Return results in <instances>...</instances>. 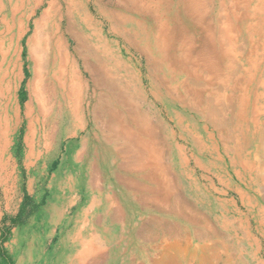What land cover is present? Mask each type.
Here are the masks:
<instances>
[{
	"label": "rangeland",
	"instance_id": "obj_1",
	"mask_svg": "<svg viewBox=\"0 0 264 264\" xmlns=\"http://www.w3.org/2000/svg\"><path fill=\"white\" fill-rule=\"evenodd\" d=\"M23 1L0 0V238L3 231L11 225V219L17 216L26 192L33 195L30 196L31 202L26 206L20 222L12 226L4 242V250L12 264H72V257L78 251L70 250L68 255L58 252L56 256L54 243L50 244L51 230L47 224L50 214L43 213L38 206L47 204L45 201L40 202V199L43 194L47 196L48 191H51L52 198L56 199L55 194H58L59 188L80 189L82 185L86 187L91 173L87 171L85 161L84 166H79L81 163L75 161L76 157L80 158L76 150L81 141L88 143L90 159L97 147L99 153H104L106 147L107 155L105 158L100 155L97 168L101 171V178L103 176L106 179L104 187L107 190L111 187L119 189L114 182L113 173L117 172L116 168L120 163L130 165L133 169L129 173L119 169L122 178L143 179L144 175L158 174L167 167V185L168 190L170 189L167 191L170 209L168 218L173 223L175 235L180 237L176 243L168 245L160 258V250L165 245L160 238H155L152 245L131 235L122 239L118 236L120 228L117 227V237L107 238L104 255H99L91 264H264V145L259 141L260 129L256 125V121L260 124L264 122V50L259 44V37H262L259 27L253 35L247 31L246 23L241 21L245 18L244 6L248 2L205 0L206 10L202 24L199 25V14H188V0H155L158 1L157 4L149 1L150 9L157 11L160 17L165 15L172 27L171 37H168L170 50L167 60L162 63L156 60L159 54L152 49L155 29L153 19L149 15L122 10L124 7L118 5L117 0L98 2L104 11L121 12L120 17L127 21L128 13L133 19L142 22L140 25L132 22L122 24L120 20L115 19L119 30H127L128 35L135 36L143 47L152 49L151 61L141 55L138 48L130 46L121 38L115 30L118 24L115 25L114 20H108L98 13L95 3L97 0H90L88 13L93 19L92 24L79 30L80 34L84 35L81 47L84 61L74 52L75 41L69 35H64L61 30L58 31V21L52 19L46 25L47 19L42 18V11L48 6L49 0H44L36 8L37 12L35 11L30 20L26 19V15L34 8L37 0ZM261 6L264 9V1ZM223 20H226L225 24H230L223 37L224 46L228 50L231 47L230 54L236 65L231 76L236 71H241V65L244 63L249 68L246 77L229 78L226 82L231 90H227L229 96L224 97L218 95L221 91L216 93L217 85L212 86L210 82L208 90L211 93L206 92L204 96L195 94L197 85H205V76L200 78L199 82L191 83L193 90L190 85L182 87L180 84L176 89L178 82L172 80L171 71L177 66L184 68V63L180 59L177 61L179 39H184L188 49L191 47L189 53L191 51L192 60L201 48H211L212 45L208 41L210 38L216 39V49L221 50L219 30ZM37 22L42 24L37 27ZM75 23L78 28L82 25L79 21ZM180 25L185 30L184 36L176 32ZM208 26L215 31L214 35L207 33ZM152 27L154 29H151ZM222 27L224 29V26ZM35 30H38V33ZM256 48L260 53H255ZM41 50H44L47 64L41 68L39 96L36 85L31 81ZM65 53H68L70 60L66 65ZM249 57L256 67H251L250 61L247 60ZM174 62H177V65ZM220 62L219 67L224 72L221 77H224L227 58L226 61ZM191 65H185L187 71L192 70ZM205 74L208 75V72ZM184 78L185 76L180 75L179 82ZM162 81H166L169 89L164 87ZM107 85L117 87L122 96L141 95V100L147 102L143 107L146 111L152 109L161 114L160 120L169 126L165 133L166 144L162 146V160L158 162L151 157L147 160L152 163L143 160L154 153L148 141L144 140L146 150L130 148L131 152L125 158L117 157L115 148L105 141L106 134L102 133L98 121L93 118L91 108L96 104L99 95L104 96L105 102L110 101L108 96L111 95ZM21 88L23 90L18 97ZM169 90L173 91L172 96L168 93ZM243 93L246 96H241ZM155 96H158L157 100ZM174 96L183 100L176 101ZM208 96L210 104L204 101ZM77 99H80L79 106L81 103L82 106L78 116L71 117V108L77 111ZM110 105L113 106L111 101ZM26 108H29L28 111ZM105 113L100 111L101 124ZM176 120L182 122L180 127L177 126ZM153 145L156 154L162 153L161 147L156 146L155 142ZM176 146L182 149L181 157L177 154ZM64 148L68 151L66 157ZM32 150H35V156L38 152L42 153L39 160H36ZM55 160L57 162L53 164ZM145 164L148 165L146 169H139ZM142 181L152 188L153 197L158 194L160 201L161 192L166 193L161 189L164 181L158 180V177ZM124 202L131 204L126 198ZM83 260L85 262L82 264H87L84 257ZM73 264H78L77 259Z\"/></svg>",
	"mask_w": 264,
	"mask_h": 264
},
{
	"label": "bare ground",
	"instance_id": "obj_2",
	"mask_svg": "<svg viewBox=\"0 0 264 264\" xmlns=\"http://www.w3.org/2000/svg\"><path fill=\"white\" fill-rule=\"evenodd\" d=\"M143 1V2H141ZM152 1V4H157L158 1L156 2L155 0H117L118 5L123 6L126 12H133L136 13L138 15H149L152 19H153V25L155 26V29L152 27L151 29H154V34H153V46L152 49L154 48L155 53L159 54V56H157L156 60L160 61L162 63H165V61L167 60V56L170 50L169 47V39L168 37H171V31H172V27L169 23V21H167V17L164 15L162 17L158 16L157 11L153 10L152 8L150 9V6L148 5V2ZM160 1V0H159ZM247 3V5L244 6V8L246 9L245 11V18L244 20L242 19L241 21L244 23H246V28L247 31L250 34L254 35V32L256 30L257 27H259L260 29V34L262 35V37H259V44L262 47V50H264V9L261 6L263 4L264 0H245ZM22 2H24L22 0ZM44 2V0H37L35 3V6L33 9H31L29 11V13H27L26 15V19L30 20L32 15L35 13L36 8L39 7L42 3ZM126 2H128L126 4ZM233 2V1H232ZM96 3V9L98 10V13H100L101 15L105 16L106 18H108V20H110V18L112 20L115 21V25H117L118 23L116 22L115 19L120 20L122 24L126 23V22H132V23H137L138 25H140L142 22L138 19H133L132 15L126 13L129 17L127 19H129L128 21L126 19H122L120 16L121 12L117 13V12H107L104 11L102 6L99 4L98 0L95 2ZM94 3V4H95ZM208 3V2H207ZM20 4V3H19ZM99 5V7H98ZM188 5H189V9H188V14L191 15H195V14H199V19H197V22H199V25L202 24L201 20L203 17V13L206 10L205 7V0H188ZM45 6V5H44ZM90 9V0H49L48 1V6L46 7V9H44L42 11V18L43 19H47V23L52 19H55L56 21H58V31H62V33L64 35H69L74 41V52L76 54V56L83 60V56L81 53V47L83 40H84V35H82V33L80 34L79 30L84 29L83 27H87L88 24H92L93 19L90 16V13H88V10ZM156 9V8H155ZM222 9V8H221ZM17 10V9H16ZM92 10V9H91ZM210 10V9H209ZM37 12V11H36ZM235 11V15H236ZM97 13V12H96ZM15 14V13H14ZM123 14V13H122ZM100 15V16H101ZM78 16V17H77ZM224 16V15H223ZM76 17L78 18V20H76ZM146 17V16H145ZM177 17V16H176ZM35 20V19H34ZM143 20V19H142ZM145 20V19H144ZM177 21H180L179 19H176ZM232 20V19H229ZM79 21L80 23V28L77 27V22ZM228 21V20H227ZM173 22V21H172ZM226 20L222 21V26H224V29L222 26H220V35H221V50L216 49V39H212L210 38L208 41L209 43H211V48H201L198 52V54H195L196 56H193V60L191 59V51L189 53V49H191V47L188 49L186 46L187 44L183 41L184 39H179V43H178V47L177 50H179V54H178V59L177 61L180 59V61H182L184 64V68H179L174 67L173 70L171 71L172 73V80L175 81L176 83L178 82L177 86L175 87L176 89L179 88V84L182 87H188V85L191 86L192 82H199V79L204 77L205 82H203L205 85L204 86H200L197 85V89H194V92L197 96H204L206 92H210L208 90L209 87V82L212 83L213 85H217L215 86L217 92L221 91V93H218L219 96H229L228 92L231 90V87H229L227 85V80L229 78H234V79H238V78H245L246 75L248 74L249 68L245 66L244 63H242L241 68H243L241 71L239 70L238 72L236 71V73L233 74V76H231L232 74V70L234 69V67H236L235 65V61L233 60L232 55L230 54L231 47L228 49L225 48V39L223 38L225 36V32L227 31L228 28V24H225ZM112 23V22H111ZM110 23V24H111ZM147 23V22H146ZM179 23V22H178ZM42 24V23H40ZM38 22L36 23V26L38 27V25H40ZM225 24V25H224ZM96 25V24H95ZM149 25V24H147ZM151 25V24H150ZM230 25V24H229ZM30 26V25H29ZM51 26V25H50ZM232 26V25H231ZM230 26V27H231ZM91 27V26H90ZM95 27V26H94ZM141 27V26H140ZM173 27H174V23H173ZM237 27V26H236ZM10 30V27H8ZM7 28V29H8ZM20 28V27H19ZM175 28V27H174ZM234 28V26H233ZM23 29V28H22ZM148 29V28H147ZM207 29V33L210 35H214L215 31L211 29V26L206 27ZM231 29V28H230ZM258 29V30H259ZM91 30V29H90ZM115 30L117 31V33L121 36V38L127 43L130 44V46H134L135 48H138L141 55L146 56L149 61H151V56H152V49H147L148 47H143L141 44V41H139L135 36H131L128 35V31L125 29L119 30V24L117 26V28H115ZM233 30V29H232ZM8 31V30H7ZM36 32L38 30H35ZM25 32V31H24ZM30 32V31H29ZM85 32V31H84ZM140 32V31H138ZM143 32V30H142ZM145 32V31H144ZM177 33L179 34H184L185 30L184 28L180 25L179 27H177L176 30ZM23 33V32H22ZM38 33V32H37ZM141 33V32H140ZM230 33V31H229ZM236 33V32H235ZM14 34V33H13ZM21 34V33H20ZM55 34V33H54ZM232 34V33H230ZM234 34V33H233ZM57 35V34H56ZM59 35V34H58ZM133 35V34H132ZM141 35V34H140ZM173 35V34H172ZM176 34H174L173 36H175ZM178 35V34H177ZM185 35V34H184ZM183 35V36H184ZM235 35V34H234ZM22 36V35H21ZM179 36V35H178ZM181 36V35H180ZM231 36V35H230ZM237 36V35H236ZM26 37V36H25ZM29 37V36H28ZM145 37V36H144ZM207 37V36H206ZM209 37V36H208ZM13 38V37H12ZM33 38V37H32ZM35 38V37H34ZM56 38V37H55ZM63 38V37H62ZM68 38V37H67ZM183 38V37H182ZM214 38V37H213ZM218 38H220L218 36ZM206 39V38H205ZM235 39V38H233ZM19 40V39H18ZM53 40V39H51ZM66 40V38H65ZM21 41V40H20ZM17 42V41H16ZM57 42V41H56ZM63 42V41H62ZM176 42V41H174ZM253 42H255L253 40ZM48 43V42H47ZM145 43V42H144ZM208 43V42H207ZM258 43V42H257ZM17 44V43H16ZM27 44V43H26ZM64 44V43H62ZM70 44V42H69ZM231 44V43H230ZM65 45V44H64ZM84 45V44H83ZM22 46V45H20ZM87 46V45H86ZM206 46V45H205ZM68 47V46H67ZM208 47V46H207ZM23 48V47H22ZM32 48V47H31ZM37 48V46L35 47ZM40 48V46H39ZM151 48V47H150ZM25 49V48H24ZM55 49V48H54ZM120 50V49H119ZM137 50V49H136ZM212 52H209V51ZM259 49L256 48L255 49V53H260L258 51ZM21 51V50H20ZM37 51V50H36ZM89 51V50H88ZM172 51V50H171ZM188 51V52H187ZM90 52V51H89ZM207 52V53H206ZM26 53V52H25ZM44 50H41L39 55V59L37 60L36 64H35V68H34V73H33V78H32V83L36 85V92L39 95V91H40V80L42 77V69L46 66L47 64V60H46V55L43 54ZM60 54L62 53L61 50L59 52ZM73 53V52H72ZM55 54V53H54ZM235 54V53H234ZM237 54V53H236ZM235 54V55H236ZM57 55V54H56ZM231 55V58H230ZM25 56V55H24ZM174 56V55H173ZM35 57V56H34ZM63 57V54L61 55V58ZM75 57V56H74ZM175 57V56H174ZM53 58V57H52ZM154 58V57H153ZM172 58V57H171ZM176 58V57H175ZM227 58V62L225 64L226 67V71L224 77H221L222 72L221 71V67L220 61H226ZM8 59V57L6 58ZM12 59V58H11ZM54 59V58H53ZM76 59V58H74ZM174 59V58H173ZM263 59V58H262ZM20 60V58H19ZM24 60V59H23ZM240 60V59H239ZM248 61H250L251 63V67H256V65H254V63L251 61V58H247ZM25 61V60H24ZM51 61V60H50ZM69 56L68 53H65V62L64 64L66 65L69 62ZM90 61V60H89ZM170 61V60H169ZM121 62V61H120ZM73 63V62H72ZM175 64L177 62H174ZM56 64V63H55ZM79 64V63H78ZM77 64V65H78ZM84 64L87 66V63L84 62ZM167 64V62H166ZM187 64H192L191 65V71H187L185 68V65L187 66ZM253 64V65H252ZM57 65V64H56ZM55 65V67H56ZM63 65V64H62ZM119 64H117L118 66ZM174 65V64H173ZM177 65V64H176ZM178 65H182L180 63H178ZM8 66V65H7ZM25 66V65H24ZM31 66V65H30ZM116 66V67H117ZM54 67V66H53ZM224 67V66H223ZM16 68V67H15ZM42 68V69H41ZM86 68V67H85ZM238 68V67H237ZM1 69V68H0ZM20 69V68H19ZM51 69V68H50ZM68 69V68H67ZM84 69V68H83ZM107 69V68H106ZM2 70V69H1ZM26 70V69H25ZM62 70V69H61ZM81 70V69H80ZM108 70V69H107ZM236 70V69H235ZM4 71V70H3ZM95 71V70H94ZM109 71V70H108ZM57 72V71H55ZM78 72V70H77ZM103 72V71H101ZM206 72H208V75L205 74ZM12 73V72H11ZM22 73V72H21ZM25 73V72H24ZM51 73V72H50ZM224 73V72H223ZM247 73V74H246ZM19 74V73H18ZM28 74V73H27ZM81 74V73H80ZM79 74V76H80ZM104 74V73H103ZM112 74V73H111ZM59 75V74H58ZM100 75V74H99ZM98 75V76H99ZM180 75L185 76V78L183 79V81L179 82L178 77ZM57 76V75H56ZM63 76V75H62ZM97 77V76H96ZM100 77H102L100 75ZM11 78V77H10ZM84 78V77H83ZM105 78V77H103ZM190 78H193L192 80ZM44 80V79H43ZM62 80V79H60ZM92 80V79H90ZM95 80V79H94ZM93 80V82H94ZM166 80V79H165ZM171 80V81H172ZM29 81V79H28ZM67 81V80H66ZM84 81V80H83ZM155 81V80H154ZM157 81V80H156ZM170 81V79H169ZM216 81L215 84L214 82ZM233 81V80H232ZM55 82V81H54ZM163 82V81H162ZM161 82V83H162ZM23 83V82H22ZM66 83V82H65ZM86 83V82H85ZM113 83V82H112ZM264 83V82H263ZM164 87H167L169 89L168 84L166 83V81L163 82ZM198 84V83H197ZM244 84V82H243ZM55 85V84H54ZM87 85V84H86ZM15 86V84H14ZM130 86V85H129ZM264 86V85H263ZM21 87V86H20ZM54 87V86H53ZM25 88V87H24ZM34 88V87H33ZM66 88V87H65ZM210 88V87H209ZM56 89V88H55ZM88 89V88H87ZM107 89L108 92L110 93L111 96H108V98L110 99L111 103H113V106L110 105V101L105 102V98L104 96H100L97 98V102L96 104L92 105L93 107L91 108V113L94 119H96L99 123V127L100 130L102 131V133H105L104 137H105V141L112 144L113 148H115V150L117 151V157L119 158H125L126 155L128 153H130V146L135 149H139L141 150H146L147 146L144 143L145 141H148L151 145V151L153 150L154 153H151L150 155L146 156L145 159L143 158V160H146V163H149L151 161H148L147 159H149L150 157L155 160V161H160L162 160V157L164 156L163 153V148L162 146H165L166 144V135L165 133H167V129L169 126H167L165 123H163L159 117H161V114H158L156 111L150 109L147 110L145 108H143L146 105V101L141 100V95L139 96H133L131 94L129 95H124L122 96L121 93H119L117 90V87L113 86V85H107ZM191 89L193 90V87L191 86ZM16 90V89H15ZM21 90V89H20ZM45 90V89H44ZM83 90V89H82ZM100 90V89H99ZM175 90V89H174ZM188 90V89H187ZM215 90V91H216ZM228 90V92H227ZM47 91V90H46ZM75 91V90H74ZM248 91V89H247ZM30 92V91H29ZM55 92V91H54ZM91 92V91H90ZM100 92H102L100 90ZM168 92V91H167ZM172 96L173 91L169 90V92ZM211 93V92H210ZM246 93V91H245ZM264 93V92H263ZM61 94V93H59ZM94 94V93H93ZM213 94V93H212ZM259 94V93H257ZM31 95V94H30ZM29 95V96H30ZM34 95V93H33ZM245 95L244 93L241 95L243 96ZM260 95V94H259ZM258 95V96H259ZM40 96V95H39ZM94 96V95H93ZM96 96V95H95ZM170 96V97H171ZM246 96V95H245ZM257 96V95H256ZM19 97V96H18ZM31 97V96H30ZM35 97V96H34ZM65 97V95H64ZM156 100L158 98V96H155ZM41 98V97H40ZM43 98V97H42ZM82 98V97H81ZM144 98V97H143ZM174 100H183V98L179 97V96H174L173 97ZM247 98V97H246ZM38 99V98H37ZM65 99V98H64ZM88 99V98H87ZM86 99V100H87ZM92 99V98H91ZM90 99V100H91ZM96 99V98H94ZM241 99V98H240ZM82 100V99H81ZM28 101V100H27ZM171 101V100H170ZM186 101V100H185ZM204 101L207 104H210V99L209 96L207 98L204 99ZM37 102V101H36ZM149 102V101H148ZM172 102V101H171ZM76 110H73L71 108V112L69 113V115L71 117H77L78 113H79V109L80 106V99L76 100ZM90 103V102H89ZM174 103V102H172ZM186 103V102H185ZM39 104V103H38ZM43 104V103H42ZM60 104V103H59ZM64 104V103H63ZM161 104V103H160ZM180 104V103H179ZM22 105V104H21ZM183 105V104H182ZM186 105V104H185ZM152 106V105H151ZM62 107V106H61ZM74 107V106H73ZM89 107V106H88ZM206 107V106H205ZM204 107V108H205ZM264 108V106H262ZM27 109V108H26ZM29 109V108H28ZM27 109V111H28ZM44 109V108H43ZM88 109V108H87ZM90 109V108H89ZM183 109V108H182ZM13 110V109H12ZM62 110V109H60ZM66 110V109H65ZM64 110V111H65ZM34 111V110H33ZM76 111V112H74ZM86 111V110H85ZM90 111V110H89ZM100 111H105V118L103 119V123H100L101 120V115H100ZM211 111V110H209ZM213 111V110H212ZM264 111V109L262 110ZM261 111V113H262ZM50 112V111H49ZM208 112V111H207ZM22 113V112H21ZM31 113V112H30ZM45 113V112H44ZM61 113V112H60ZM218 113V112H217ZM260 113V112H258ZM258 113H257V119H258ZM5 114V113H4ZM24 114V112H23ZM83 114V113H82ZM2 115V113H1ZM61 115V114H60ZM211 115V113H210ZM37 116V115H36ZM4 117V116H3ZM90 117V116H89ZM204 117V116H203ZM12 118V117H11ZM57 118V117H56ZM58 120V119H57ZM177 121V120H176ZM24 122V121H23ZM5 123V122H4ZM58 123V122H57ZM97 123V124H98ZM264 123V122H263ZM260 124L259 121H256V125L257 127H259L260 131L258 133V138L259 141H261V144L263 143L264 145V125L262 126V124ZM32 124V123H31ZM38 124V123H37ZM90 124V123H89ZM177 126L180 127V125L182 124L181 121H177L176 122ZM9 125V124H8ZM75 125V124H74ZM77 125V124H76ZM80 125V124H79ZM78 125V126H79ZM83 125V124H82ZM98 126V125H97ZM59 127V126H58ZM74 127V126H73ZM80 127V126H79ZM87 127V125H86ZM78 128V127H77ZM41 129V128H40ZM59 129V128H58ZM59 131V130H58ZM41 132V131H40ZM28 133V132H27ZM57 133V132H56ZM74 134V133H73ZM160 134H162V136L160 137ZM2 135V134H1ZM0 135V137H1ZM43 135V134H42ZM21 136V135H20ZM71 136V135H70ZM3 137V136H2ZM68 139V138H67ZM174 139V136H173ZM27 140L29 141V138H27ZM64 141V140H63ZM6 142V141H5ZM147 142V143H148ZM154 142L157 144L156 146L161 147V152L160 154H156L155 153V147H154ZM10 143V142H9ZM40 143V142H39ZM84 143V142H83ZM83 143H80L83 144ZM91 143V142H90ZM1 144V143H0ZM17 144V143H16ZM26 144V143H25ZM41 144V143H40ZM104 144V143H103ZM161 144V145H160ZM3 145V144H2ZM102 145V144H101ZM197 145V144H196ZM86 146V145H85ZM106 146V145H104ZM8 147V146H7ZM34 147V146H33ZM81 147V146H80ZM120 147V149H119ZM39 148V147H38ZM103 148V147H102ZM177 148V154L179 157L180 154H182V149L180 147H175ZM198 148V147H197ZM15 149V148H14ZM33 149V148H32ZM165 149V148H164ZM5 150V148H4ZM31 150V149H29ZM98 147L96 148V150L94 151L95 153H97L99 156L102 155L104 158L107 155V150L106 147L104 148V153L102 152H98ZM33 151V150H32ZM115 151V152H116ZM158 151V150H156ZM38 152V151H37ZM84 152V151H83ZM34 153V151H33ZM184 153V152H183ZM264 153V152H263ZM32 154V153H31ZM41 154V153H40ZM169 154V152H168ZM93 155V154H92ZM146 155V154H145ZM167 156V155H166ZM35 157V155H34ZM38 157V156H37ZM92 157V156H91ZM102 157V158H103ZM132 157V156H131ZM77 158V157H76ZM128 158V157H127ZM113 159V158H112ZM117 159V158H116ZM136 159V158H134ZM186 159V158H185ZM86 160V159H85ZM104 160V159H103ZM150 160V159H149ZM77 161V160H76ZM106 161V160H105ZM113 162V161H112ZM182 162V161H181ZM91 163V162H90ZM152 163V162H151ZM154 163V162H153ZM164 164V163H163ZM79 165V164H77ZM85 165V164H84ZM83 165V166H84ZM151 165V164H150ZM81 166V165H79ZM130 166V165H129ZM129 166H125L124 163H120L119 166H117L116 171L113 174L115 176H121V174L119 173V169L125 170L126 172H131L133 171L132 168H130ZM132 166V165H131ZM135 166V165H134ZM145 167V169L148 167L147 164H145L144 166H142L139 169H143ZM109 168V167H108ZM136 168V167H135ZM84 169V168H82ZM81 169V171H82ZM185 169V168H184ZM88 170V169H87ZM80 171V172H81ZM169 170H167V167L163 168L160 172H158L159 176L161 177H168L169 176ZM79 172V171H78ZM167 172V173H166ZM112 173V172H111ZM122 173V172H121ZM124 174V173H123ZM151 174V173H150ZM259 174V173H258ZM88 175V174H87ZM113 175V176H114ZM153 178H155V175L157 176L156 173L151 174ZM164 177V178H165ZM122 178V177H120ZM144 178V177H143ZM169 178V177H168ZM159 180V179H158ZM171 180V179H170ZM264 180V177H263ZM160 182V181H159ZM170 182V181H169ZM132 183V182H131ZM162 183V182H161ZM120 184L124 185L126 187V189H130L132 188L130 186V184L128 182H126L124 179H120ZM137 184V183H136ZM133 185V184H132ZM164 185V183H163ZM166 185V184H165ZM164 185V186H165ZM134 186V185H133ZM68 187V186H67ZM135 188V187H133ZM142 188V187H141ZM148 188V187H147ZM164 188V187H163ZM74 189V188H73ZM148 190V189H147ZM163 190V189H162ZM140 191V190H139ZM170 191V189L168 190ZM166 192V191H165ZM158 195V194H157ZM161 196V195H160ZM167 195L165 194V197ZM160 198V197H159ZM167 199V198H166ZM163 200V199H162ZM159 202V201H158ZM163 203V202H161ZM160 203V204H161ZM148 207V206H147ZM87 258V257H86ZM79 262V261H78ZM81 262V261H80Z\"/></svg>",
	"mask_w": 264,
	"mask_h": 264
},
{
	"label": "crops",
	"instance_id": "obj_3",
	"mask_svg": "<svg viewBox=\"0 0 264 264\" xmlns=\"http://www.w3.org/2000/svg\"><path fill=\"white\" fill-rule=\"evenodd\" d=\"M22 90V88L19 90V97ZM19 100L21 99L19 98ZM83 142L81 141L80 143ZM80 143L79 148L76 150V154L80 158H76L75 161L77 160L76 162L81 163L80 165L86 163L87 171L91 173L86 187L82 185L80 189H73V187L59 188L58 194H55L56 199L52 198L53 194L51 191H48V195L43 194L40 199V202L45 201L47 204L44 206L40 204L38 206L43 213L47 212L50 214L47 224L51 230L50 244L54 243L56 256L58 252L68 255V252L74 249L78 253L73 255L72 264L75 259L79 261L78 264H82L85 262L83 257L87 264H91V261L99 255H104L107 248V238L117 237L116 229L119 227L120 233L118 236L122 239L131 235L134 238L140 239V241L148 242V244L152 245L155 238H160L162 244H165L160 250L161 258L168 245L176 243V240L180 238L178 235H175L173 223L168 218L170 209L167 195L169 192L167 177H161L159 174H157L158 176L155 175V179L158 177L160 181H164V185L166 184L165 186L161 185V187H164L161 189L165 190L166 193L163 194V191L161 192L159 202L157 195L153 197L154 192L152 188H149L148 183L142 181L144 179H154L150 173L144 175L143 179L120 178V176L114 175V182L119 186V189L111 187L107 190L104 187L106 179L103 176L101 178V171L97 168L100 163V156L92 152L93 155L90 159L88 143L84 142L81 145ZM130 148L134 150L133 147ZM64 149L62 150L65 152L66 157L68 151L66 148ZM40 153L36 154V160L41 158L42 153ZM86 153H88L87 157L85 156ZM56 162L57 160L52 163ZM120 179H124L132 188L128 190L124 189L120 184ZM33 181L34 179L31 182ZM32 193L35 195L34 192ZM165 194L167 195L166 197ZM25 195L30 197L32 194L26 192ZM125 198L131 204H126L124 202ZM53 202L55 203L53 204ZM171 230L173 232H170ZM76 247L77 249H75Z\"/></svg>",
	"mask_w": 264,
	"mask_h": 264
},
{
	"label": "trees",
	"instance_id": "obj_4",
	"mask_svg": "<svg viewBox=\"0 0 264 264\" xmlns=\"http://www.w3.org/2000/svg\"><path fill=\"white\" fill-rule=\"evenodd\" d=\"M24 199L25 200H24L23 204L21 205L20 211L18 212L17 216L11 219V225L9 227H7L1 235V238H0V256H1L0 264H12L9 256L6 255V252L4 250V242L7 240V238H8L7 234H8V232H10L12 226H16L20 222L24 209L31 202V198L27 195H25Z\"/></svg>",
	"mask_w": 264,
	"mask_h": 264
}]
</instances>
